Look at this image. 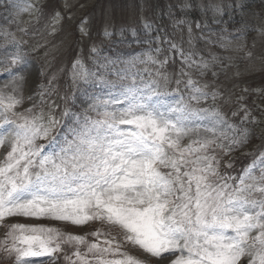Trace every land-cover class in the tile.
Masks as SVG:
<instances>
[{
    "label": "snow or ice",
    "instance_id": "snow-or-ice-1",
    "mask_svg": "<svg viewBox=\"0 0 264 264\" xmlns=\"http://www.w3.org/2000/svg\"><path fill=\"white\" fill-rule=\"evenodd\" d=\"M109 35L106 31L105 37ZM145 56L141 63L163 66L166 62L157 61L151 50ZM184 61L189 66L195 63L188 56ZM19 62L18 55L11 57L12 65ZM26 70L25 63L19 72ZM115 74L120 81L127 79L126 74ZM8 75L14 79L17 73ZM92 77L97 86L108 89L107 98L87 90L84 95L103 106L104 118H77V126L69 129L59 151L51 153H44L36 141L48 138L59 122L54 117L47 124L38 123L39 117H24L14 111L21 99L0 94V147L11 141L10 151L0 161V221L15 216L78 226L100 221L119 228L125 243L169 264H238L246 254L249 264H264V152L233 185L213 179L218 175L215 157L207 154L213 140L181 147L183 138L199 126L213 134L219 126L232 128L218 113L209 118L207 109L191 106V101L207 99L203 90L207 85L201 87L191 78L185 81L189 93L185 102L183 96L168 99L150 84L139 86L135 77L113 92L115 82L83 65L74 73V79L84 84L94 83ZM111 105L121 107L110 111ZM92 107L96 110L97 104ZM233 137L230 143L239 144L247 133L233 129ZM51 143L55 146L57 136ZM193 153L200 154L189 160ZM92 235L97 240L105 236L100 230ZM4 243L15 264H37L30 258L51 257L62 250V244L76 246L65 256L69 264L93 260L95 264H142L124 252L114 237L105 236L103 246L88 243L82 252L79 246L86 243L85 237L51 227L13 224Z\"/></svg>",
    "mask_w": 264,
    "mask_h": 264
},
{
    "label": "rangeland",
    "instance_id": "rangeland-1",
    "mask_svg": "<svg viewBox=\"0 0 264 264\" xmlns=\"http://www.w3.org/2000/svg\"><path fill=\"white\" fill-rule=\"evenodd\" d=\"M155 0H0V94L14 95L21 99V104L14 110L16 113L27 117L41 118L38 123L47 124L49 117H54L56 120L65 118L64 113L68 110H74L72 116V126H77V118L83 121L85 118L90 120L103 119V106L98 102L89 100L85 97V90L90 95H97L107 98L108 89L97 86L95 77H92L94 83L84 84L78 79H74V73L78 70L79 65L96 74L103 75L105 79H110L116 83V88L113 92H117L121 83L130 84L133 77H137L140 70L136 68L138 62L146 60L145 53L151 50V54L157 61H165L171 55L172 60H168L161 66H154L151 62L145 63L146 70L149 74L153 73V68L158 73L157 81L164 86L174 82L177 89L176 93L164 92L168 99H173L179 96L184 97V101L188 102L189 93L184 86V82L191 78L198 81L203 90L208 93L207 99H202L198 103L191 101V106L196 109H207V116L215 118V114H219L226 125H231L232 128L219 126L215 134L208 132L204 127L199 126L194 131H191L181 141V147H187L193 141H202L205 139L213 140L208 149L207 154L215 157L214 165L216 166L217 177H213L218 182L227 181L229 184H235L234 181L227 180L228 173H224V168L229 158H236V163L246 162L248 157L256 159L261 152H264V0L254 2L257 6L256 11L250 17V28L236 27V45L235 49L228 37L225 41H221L212 50L208 57L198 54L195 44L187 45L185 48L177 46V55L182 59L176 60L172 43L164 41L171 54L166 55L164 51L156 52L155 50L161 46V38L156 29L151 28V23L146 22V11L144 6L153 4ZM215 6H220L221 3L233 0H210ZM244 0H236V4L242 6ZM214 10V9H213ZM57 13L59 16L57 17ZM97 13L101 17L102 23H105L111 30V25L123 26L125 36L121 41H116L114 34L109 32V29L104 27L103 33L98 41L89 39V25L87 20L77 21L84 15ZM96 15V14H95ZM97 16V15H96ZM98 17V16H97ZM79 20V19H78ZM169 20V19H168ZM145 21V22H144ZM145 23L142 25V23ZM182 23V22H181ZM99 24V18H98ZM105 25V26H106ZM142 25V26H141ZM150 25V28H146ZM88 27V29H87ZM143 32L138 34L137 28ZM78 28V34L76 29ZM83 28V31H82ZM206 28V27H204ZM97 29L100 30L98 25ZM177 30H181L178 27ZM109 33L105 37V32ZM170 35V31L165 33ZM79 36L87 46L83 50V55L87 54V58L79 60H71L69 53L74 39ZM177 38V37H175ZM118 40V39H117ZM93 41V42H92ZM151 41V43H149ZM111 42L112 44H106ZM179 42V41H174ZM94 43V45H93ZM96 51L92 53L91 48ZM90 52V55H89ZM106 52V53H104ZM190 57L194 61L191 66L185 63L184 56ZM207 51V53H209ZM162 54V55H161ZM18 55L20 62L16 65L11 64V57ZM231 59V62L226 64V61ZM27 64V70L19 72V69ZM201 64H207V68H199ZM77 65V68H74ZM113 67L106 71L108 66ZM134 65V66H133ZM215 65H220V69L214 68ZM104 69V73L102 70ZM9 72L17 73L13 79L8 75ZM120 72L126 74L127 79L120 81L115 74ZM144 72H142L143 74ZM225 75L229 81L236 79V112L234 107L222 101L219 82L220 75ZM66 76V77H63ZM65 81V87L68 94L59 105L58 93L56 90H50L54 83ZM177 80L181 83L177 85ZM66 81L67 82L66 84ZM138 85V83L135 81ZM249 83L256 87L250 90L246 85ZM157 89L156 85H152ZM15 89V91H14ZM213 94L215 99H213ZM226 100H229L226 99ZM97 104L96 110H93L92 105ZM61 107V109H58ZM121 105H111L109 110H114ZM31 110V111H29ZM235 113V115H234ZM17 119V117H12ZM204 123H207L205 121ZM62 121L56 125L53 132L46 138L47 143L44 145V153H51L54 150L59 151V146L63 141L64 136L69 132H60L58 127ZM121 127H127L122 125ZM233 129L246 131L247 138L242 143L231 144L233 137ZM53 136H57V143L51 148L49 140ZM69 139L72 137L69 136ZM41 139L36 142H40ZM222 145V147H221ZM11 149V141H7L3 147H0V161H3L7 152ZM200 153H193L187 157L189 160L195 159ZM249 154V156H247ZM218 161V164L216 162ZM162 171H168L162 169ZM219 177H223L220 180ZM13 224H23L26 226H44L58 229L62 233H67L75 236L86 238V243L80 245V250L83 252L88 243H100L102 241L112 239L120 242L122 250L136 257L142 264H169L168 261H161L158 258L151 257L143 252L138 247H133L131 244L123 241V233L119 228L102 223L100 221H89L84 225H73L66 221L51 220L48 218H31L24 216H15L6 218L0 221V264H15L14 254L9 255L5 251L6 233L9 227ZM100 230L105 236H101L100 240L93 236L92 233ZM255 236L256 233L251 234ZM8 244H11V239H8ZM76 246L62 244V250L55 252L51 257H34L30 258L37 264H69L65 259L66 255H71L75 251ZM89 256L92 254H88ZM250 256L244 255L238 264H249ZM95 264V261H92Z\"/></svg>",
    "mask_w": 264,
    "mask_h": 264
},
{
    "label": "trees",
    "instance_id": "trees-1",
    "mask_svg": "<svg viewBox=\"0 0 264 264\" xmlns=\"http://www.w3.org/2000/svg\"><path fill=\"white\" fill-rule=\"evenodd\" d=\"M156 19L158 20V23H160V29H161L164 25L165 19L162 18V20H160L158 17H156ZM193 19H195L197 22H204L205 20H209V17L203 16V15L195 12L193 15ZM91 25H92V34H93V32L96 34L98 32V30H96V29L99 25L97 17L93 18ZM196 44H197V48L199 49L198 52L205 53L204 42L200 37H196ZM78 46H79V44L74 41V45L71 47V55H74L75 50L78 48Z\"/></svg>",
    "mask_w": 264,
    "mask_h": 264
}]
</instances>
